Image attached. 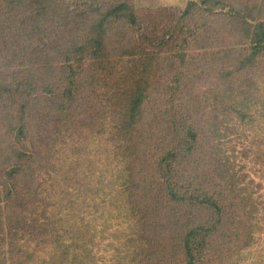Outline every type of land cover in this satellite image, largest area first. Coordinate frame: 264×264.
<instances>
[{
  "label": "trees",
  "instance_id": "1",
  "mask_svg": "<svg viewBox=\"0 0 264 264\" xmlns=\"http://www.w3.org/2000/svg\"><path fill=\"white\" fill-rule=\"evenodd\" d=\"M241 3L191 2L144 23L126 3L0 0V264H90L88 242L49 215L61 151L85 135L113 156L106 174H118L135 237L128 264H221L250 245L246 200L212 182L207 103L189 91L264 72V1ZM227 32L239 50L212 46Z\"/></svg>",
  "mask_w": 264,
  "mask_h": 264
},
{
  "label": "rangeland",
  "instance_id": "2",
  "mask_svg": "<svg viewBox=\"0 0 264 264\" xmlns=\"http://www.w3.org/2000/svg\"><path fill=\"white\" fill-rule=\"evenodd\" d=\"M65 1L86 5V11L100 13L114 4L126 3L144 23H157L158 15L179 17L189 3L201 5L203 0ZM230 1L225 0L227 3ZM236 1L246 5V0H235V4ZM252 1L249 10L263 6L264 0ZM238 38L234 32H227L212 46L224 53L239 50ZM211 83L212 89L207 86L199 92L193 90L195 88L189 90L192 98L202 102L206 100L207 103L203 105L204 116L200 117V128L208 132L202 138V144L206 146L204 157L216 160L214 168L218 170L213 183L231 185L235 194L243 195L251 227L250 245L221 264H264V72L251 79L248 86L234 84L220 91L216 81L212 79ZM199 112H202V106ZM4 132L0 130L2 141L6 137ZM84 138L74 137V141L71 140L61 151V170L55 179L52 192L54 206L49 215L61 219L71 234L77 233L88 242L90 264H128L135 237L129 211L125 208L127 198L120 182H116L118 174L112 177L106 174L109 170L107 159L113 156L107 151L104 136L85 135ZM206 159L204 168L198 172L199 178L204 177L210 165L207 166ZM46 257L44 262L38 255L29 264H50V255Z\"/></svg>",
  "mask_w": 264,
  "mask_h": 264
}]
</instances>
